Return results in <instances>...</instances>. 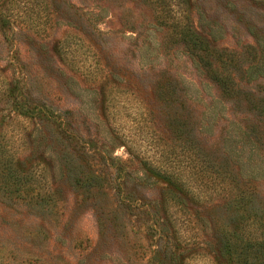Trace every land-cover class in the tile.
<instances>
[{"label": "rangeland", "instance_id": "obj_1", "mask_svg": "<svg viewBox=\"0 0 264 264\" xmlns=\"http://www.w3.org/2000/svg\"><path fill=\"white\" fill-rule=\"evenodd\" d=\"M186 1L172 15L207 48L161 24L153 0H24L23 19L0 25V264H167L180 249L162 230L184 240L185 264H214L193 249L213 250L199 221L222 198L197 199L191 220L143 165L184 137L264 208V0ZM28 101L64 118L91 160L77 170L40 137Z\"/></svg>", "mask_w": 264, "mask_h": 264}, {"label": "trees", "instance_id": "obj_2", "mask_svg": "<svg viewBox=\"0 0 264 264\" xmlns=\"http://www.w3.org/2000/svg\"><path fill=\"white\" fill-rule=\"evenodd\" d=\"M23 1L8 0L5 2L6 6L10 8V17L0 13L1 26H9L23 19L20 15L26 8ZM153 2L158 9V20L161 21V24L174 31L175 35L191 42L192 46L205 45L204 41L192 33L188 17H182L186 23L181 24L180 19L176 18L174 14L172 15V7L176 6L179 9L187 4L186 0H153ZM65 43L63 41L60 43V50L65 49ZM214 72L213 82L226 96H233L234 80L227 75ZM25 107L26 115L24 113V117L35 116V119L42 124L38 129L40 137L50 138L49 141L54 143L55 150L62 154L69 153L74 157L73 167L77 170L80 168L76 159L91 160L90 150L82 144L80 139H77L75 131L63 120L64 118L52 114L50 108L43 104L32 106L28 101L25 103ZM50 125L52 128L49 127ZM180 140V144L173 145L172 148L165 144L166 146L156 162L152 161L143 165L151 175L161 179L168 186L163 205L169 204V208L184 213L191 220H195V215L198 214L193 208L196 206L197 199L205 196L209 191L213 190V193H216L214 196H220L221 201H224L222 206L218 207L222 212L217 213L209 221H199L202 224L200 225L201 229L210 231L213 250L208 251L207 247L210 244L205 248L196 246V249H193V256L211 257L214 264H264V208L253 210L254 207L250 204L252 202L250 199L254 194L250 190L239 189L234 183V177L230 178L215 170L206 157L202 156V153H199L198 149L194 147L193 141L187 137ZM79 173L81 174V172ZM86 174L85 182L80 186H89L95 179L90 173ZM75 181L80 183L79 180ZM162 231L166 234L168 241H171L170 244L175 246L174 248L180 249L178 254L171 256L167 264H185L189 256L185 247L181 246L184 240L176 237L175 231L171 233L169 230ZM177 248L176 250H178ZM197 248L201 252H198Z\"/></svg>", "mask_w": 264, "mask_h": 264}]
</instances>
